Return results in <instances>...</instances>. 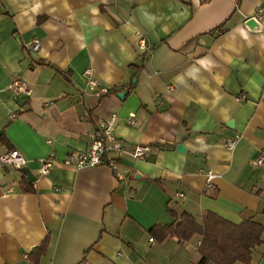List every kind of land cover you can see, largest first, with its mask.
I'll return each mask as SVG.
<instances>
[{"label": "crops", "instance_id": "0c3cea01", "mask_svg": "<svg viewBox=\"0 0 264 264\" xmlns=\"http://www.w3.org/2000/svg\"><path fill=\"white\" fill-rule=\"evenodd\" d=\"M254 16L258 29L245 24ZM20 79L30 94L9 88ZM113 112L126 147L117 167L63 165ZM0 130L36 176L25 192L22 170L0 165V264H34L46 238L39 264H197L200 235L150 233L177 223L170 210L264 225V0H0ZM12 149L0 139V155ZM251 264H264V236Z\"/></svg>", "mask_w": 264, "mask_h": 264}, {"label": "trees", "instance_id": "16d2710c", "mask_svg": "<svg viewBox=\"0 0 264 264\" xmlns=\"http://www.w3.org/2000/svg\"><path fill=\"white\" fill-rule=\"evenodd\" d=\"M196 43L195 40L188 41L183 50L190 49ZM150 54L151 50L142 55L141 64L134 63L131 66L136 70H141ZM118 91H120L119 88L112 87L107 93ZM0 139L8 145L9 149H12L5 135H0ZM21 189L25 192L34 191L33 182H29L25 174H23ZM170 211L176 217L177 223L157 224L150 233L161 242L168 237L189 241L195 235H200L202 240L198 246L199 259L197 264H209L210 262L216 264H237L238 262L251 264L254 249L263 243L264 225L253 218L245 219L241 223H234L213 211L205 210L201 220H198L188 212L178 215L173 210ZM48 241L49 239L46 238L28 254L32 263L39 264L40 258L46 253Z\"/></svg>", "mask_w": 264, "mask_h": 264}, {"label": "built area", "instance_id": "2783aa9c", "mask_svg": "<svg viewBox=\"0 0 264 264\" xmlns=\"http://www.w3.org/2000/svg\"><path fill=\"white\" fill-rule=\"evenodd\" d=\"M139 45L141 47H146L147 42L145 38H141ZM41 46L39 40H34L32 42V49L38 50ZM88 75H91V71H87ZM89 84L92 88L99 87V82L96 78L90 76ZM10 89L14 90L16 93H27L30 94V89L27 83L20 79L13 82ZM173 89V86H169ZM109 89H100L98 92L107 93ZM245 95H239L236 97L237 101L246 100ZM166 106V102H161V107ZM119 115L117 112H113L108 117L100 119L97 123L96 129L92 133L91 145L87 150L72 151L61 163L65 166H70L76 169L84 167H95V166H108L112 169L117 167L120 159L126 152V147L124 142L115 135V127L119 121ZM129 121L132 125H137L138 121L136 119L135 113L129 115ZM238 141V137H235L226 142V147L232 150ZM149 151V146L138 145L133 151V155L136 158L143 159ZM27 164V158L18 149H12L0 155V165H9L14 168L21 170ZM57 164V159L54 153H51L48 157L39 160V165L41 173L43 175H48L51 173L52 169ZM257 165L264 164V153H262L256 160ZM120 177H123L120 172H116ZM217 175L214 172H208L209 182L213 180ZM150 241H154L151 237ZM201 243V242H200ZM199 243V244H200Z\"/></svg>", "mask_w": 264, "mask_h": 264}, {"label": "water", "instance_id": "95a60500", "mask_svg": "<svg viewBox=\"0 0 264 264\" xmlns=\"http://www.w3.org/2000/svg\"><path fill=\"white\" fill-rule=\"evenodd\" d=\"M258 20L259 19L256 16H254V17L247 19L245 24L250 29H258L261 27V24L258 22ZM127 93H128V91L125 90V91L120 92L118 94V96L120 98H124L127 95ZM1 133L2 132L0 130V134ZM177 149H178V151H185L186 150L184 144H181V143L177 144ZM21 170L27 176V179L29 182H33L36 179V176H34L32 174V172L30 171V169L28 167L24 166Z\"/></svg>", "mask_w": 264, "mask_h": 264}]
</instances>
